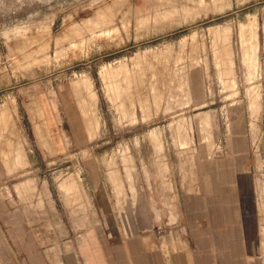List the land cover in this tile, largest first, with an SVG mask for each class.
<instances>
[{
  "label": "rangeland",
  "instance_id": "obj_1",
  "mask_svg": "<svg viewBox=\"0 0 264 264\" xmlns=\"http://www.w3.org/2000/svg\"><path fill=\"white\" fill-rule=\"evenodd\" d=\"M203 219L264 264V0H0V264Z\"/></svg>",
  "mask_w": 264,
  "mask_h": 264
},
{
  "label": "crops",
  "instance_id": "obj_2",
  "mask_svg": "<svg viewBox=\"0 0 264 264\" xmlns=\"http://www.w3.org/2000/svg\"><path fill=\"white\" fill-rule=\"evenodd\" d=\"M200 223V222H199ZM198 224L201 229L207 228L209 233L208 248L198 258L190 260L186 252H156L154 246L150 247L143 242V237L122 238L119 243H102L98 246L84 243V253L75 257L69 254V264H237L235 255L236 228L229 221L226 223L210 219H203ZM93 243V242H92ZM196 246V242H195ZM197 248V246H196ZM196 250V249H195ZM247 263L248 259H247Z\"/></svg>",
  "mask_w": 264,
  "mask_h": 264
}]
</instances>
